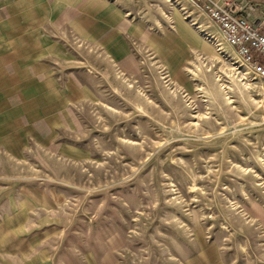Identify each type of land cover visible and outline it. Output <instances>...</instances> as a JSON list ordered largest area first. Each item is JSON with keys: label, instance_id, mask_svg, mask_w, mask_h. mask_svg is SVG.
I'll use <instances>...</instances> for the list:
<instances>
[{"label": "rangeland", "instance_id": "1", "mask_svg": "<svg viewBox=\"0 0 264 264\" xmlns=\"http://www.w3.org/2000/svg\"><path fill=\"white\" fill-rule=\"evenodd\" d=\"M0 264H264V78L191 0H0Z\"/></svg>", "mask_w": 264, "mask_h": 264}, {"label": "built area", "instance_id": "2", "mask_svg": "<svg viewBox=\"0 0 264 264\" xmlns=\"http://www.w3.org/2000/svg\"><path fill=\"white\" fill-rule=\"evenodd\" d=\"M217 25L237 56L264 78V4L247 0H191Z\"/></svg>", "mask_w": 264, "mask_h": 264}, {"label": "crops", "instance_id": "3", "mask_svg": "<svg viewBox=\"0 0 264 264\" xmlns=\"http://www.w3.org/2000/svg\"><path fill=\"white\" fill-rule=\"evenodd\" d=\"M218 1H221V0H218ZM247 1H250V2H253V3H262V4H264V0H247Z\"/></svg>", "mask_w": 264, "mask_h": 264}, {"label": "trees", "instance_id": "4", "mask_svg": "<svg viewBox=\"0 0 264 264\" xmlns=\"http://www.w3.org/2000/svg\"><path fill=\"white\" fill-rule=\"evenodd\" d=\"M261 62L264 63V60H262Z\"/></svg>", "mask_w": 264, "mask_h": 264}]
</instances>
